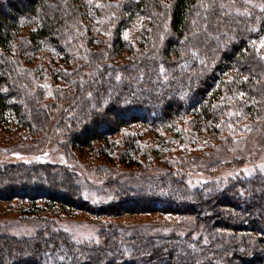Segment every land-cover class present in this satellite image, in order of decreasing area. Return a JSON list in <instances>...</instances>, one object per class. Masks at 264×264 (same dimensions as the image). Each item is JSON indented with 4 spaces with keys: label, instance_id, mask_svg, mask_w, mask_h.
<instances>
[{
    "label": "trees",
    "instance_id": "1",
    "mask_svg": "<svg viewBox=\"0 0 264 264\" xmlns=\"http://www.w3.org/2000/svg\"><path fill=\"white\" fill-rule=\"evenodd\" d=\"M106 1L0 0L1 125L13 118L33 133L47 126L50 115L32 105L30 83L22 80L21 58L46 46L61 54L63 48L77 47L84 19L93 26L90 11L101 17ZM109 5L113 9L102 20L116 26L110 40L113 56L126 49L133 54L136 46L132 42L127 48L123 31L134 16L157 21V34L152 39L147 30L142 51L123 65L102 62L106 49L98 55L85 51L97 64L83 78L81 94L71 106L69 146L97 150L98 155L119 151L117 156L128 162L125 167H137V162L131 165L137 153L133 142L124 149L111 142L126 126L168 127L185 121V112L199 131H226L227 139L241 138L248 128L264 130V49L259 48L264 0H117ZM104 33L107 37L109 31L104 28ZM90 34L96 37L94 30ZM92 39H85L88 46ZM112 181L113 198L94 203L82 179L66 166L11 163L0 167V200L41 201L43 209L37 212L57 205L97 219L143 213L197 217L205 224L186 227L182 236L174 231L124 236L112 222L102 225L101 241L83 244L67 234L54 238L47 226L35 238H0V264H264L263 174L196 186L170 176L144 185Z\"/></svg>",
    "mask_w": 264,
    "mask_h": 264
},
{
    "label": "rangeland",
    "instance_id": "2",
    "mask_svg": "<svg viewBox=\"0 0 264 264\" xmlns=\"http://www.w3.org/2000/svg\"><path fill=\"white\" fill-rule=\"evenodd\" d=\"M111 2L117 0H107L105 2L107 4L100 7L104 12L101 17L94 16L90 11V17L92 16L94 20L93 26L89 25L91 30H88L90 24L88 18L84 19L83 23L80 22L85 27L82 35H79L81 40L77 47H71V50L63 48L65 51L63 54L55 52L50 46L36 53L23 50L25 54L18 68L22 80L30 83L32 105H41L50 117L47 126L36 133L26 127H20L13 118L0 124V167L11 163L39 161L66 166L82 179L87 198L94 203L110 201L113 198L110 192L111 185L114 184L112 180L118 179L144 185L148 180L170 176L173 180L182 179L187 186H196L207 182L248 178L256 173L264 175V130L253 132L248 128L247 133L241 138L227 139L226 131L220 130L218 133L199 131L189 124L192 117L183 110L186 116L181 118L185 121L179 120L162 128L145 124L139 127L126 126L113 136L111 142H115L117 149H124L130 142L134 143L137 153L133 156L131 165L137 162V167H125L128 162H122L119 155L117 156L119 151L112 155L104 152L102 156L97 154V150L93 152L90 148L77 149L69 146L66 135L70 126L68 125L71 121L70 115L74 112L71 106L74 99L81 94L83 78L89 74L90 68L97 64V62L92 64L91 56L85 51L98 55L106 49L102 52V62L123 65L135 60L134 56L142 51L141 44L144 42L143 38L146 39L147 30L152 32V39L157 34V21L154 20L153 23L149 19L141 20L134 16L131 23L127 24V29L123 31L127 48L130 50L132 42L136 46L135 50L132 48L133 54L126 49L121 54L113 56L110 52L112 48L110 40L116 26L112 27L107 21L102 20L104 15L108 16L107 13L113 9L109 5ZM240 6L244 10L250 8L246 4ZM104 28L109 31L110 35L107 37ZM93 30L96 37L90 34ZM86 38V42L93 38L92 45L86 44ZM93 43H97L98 46L95 47ZM251 44L254 45V41H251ZM19 51L22 53V49ZM193 57L197 59L194 53ZM65 62H69L70 65L67 66ZM187 65L188 62L184 67ZM73 83H76L74 86L76 93L72 92L73 89L70 87ZM111 92L112 90L109 94ZM26 104L27 101L24 105ZM24 109L31 113L30 109ZM62 119L67 121L64 127L63 125L58 127V124L63 122ZM34 129L36 130L35 127ZM43 204L41 201L31 203L22 200H0V238L31 239L48 226L51 228L52 237L63 239L61 235L67 234L73 242L83 244L101 241L102 225H109L112 222L118 227V231L125 233L124 236L168 234L173 231L182 236L187 230L186 227L193 229L205 224L197 217L191 219L190 216L170 217L143 213L97 219L92 214L75 211L70 207L63 210L57 205L37 212L39 207L43 209Z\"/></svg>",
    "mask_w": 264,
    "mask_h": 264
},
{
    "label": "snow or ice",
    "instance_id": "3",
    "mask_svg": "<svg viewBox=\"0 0 264 264\" xmlns=\"http://www.w3.org/2000/svg\"><path fill=\"white\" fill-rule=\"evenodd\" d=\"M261 10L264 11V8H262ZM245 14H247V13H245ZM259 48L264 49V39H261L259 41ZM245 79H247V78H245ZM5 91H7V89H5ZM241 96H243V93H241Z\"/></svg>",
    "mask_w": 264,
    "mask_h": 264
}]
</instances>
